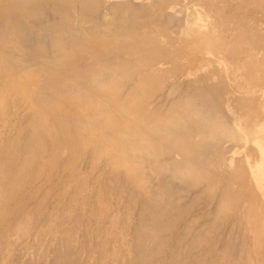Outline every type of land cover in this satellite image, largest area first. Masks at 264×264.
Returning <instances> with one entry per match:
<instances>
[{
    "label": "rangeland",
    "instance_id": "obj_1",
    "mask_svg": "<svg viewBox=\"0 0 264 264\" xmlns=\"http://www.w3.org/2000/svg\"><path fill=\"white\" fill-rule=\"evenodd\" d=\"M12 23L20 41L12 70L0 64V159L22 158L36 113L7 83L38 82L34 104L75 98L98 123L105 102L82 85L108 82L143 115L135 125L112 113L136 133L119 156L86 141L71 159L43 137L14 200L0 205V264H264V135L249 139L239 109L240 98L264 107V0H0V35ZM249 63L262 80L238 76ZM49 82L64 90L48 102ZM179 114L181 127L146 132ZM215 124L234 131L214 134ZM75 130L81 140L95 132ZM190 166L200 179L181 170ZM2 182L6 192L12 179Z\"/></svg>",
    "mask_w": 264,
    "mask_h": 264
},
{
    "label": "bare ground",
    "instance_id": "obj_2",
    "mask_svg": "<svg viewBox=\"0 0 264 264\" xmlns=\"http://www.w3.org/2000/svg\"><path fill=\"white\" fill-rule=\"evenodd\" d=\"M1 9H3V7ZM7 18H9V17L7 16ZM15 25H14V23H12L10 26H7L6 31H4L0 35V45L3 43H7V46L4 48V53H3L5 55H4V57L0 58V64H1V66H3L2 70L6 74H8L13 68V62L14 61L12 60V54H11L12 49L14 46H17L19 44V41H20L19 31L17 29V26H15ZM64 36H65V34H64ZM38 52L41 53L42 49H39ZM228 52L233 53L235 55H240L242 53L241 51H236L233 48H231ZM95 62L101 63L98 60V58L95 59ZM249 62H251V61H249ZM259 65H260V63H259ZM242 69H244L245 71H242L238 68V69H236V70H238L236 72H238V74H239L238 76H241V78L244 80H247L249 82H252V81L256 82V81H260L263 79V74H261L262 70H261V73L257 72L259 69L256 70L257 66H254V63H249L247 66H245V68H242ZM262 69H263V67H262ZM108 70H110V69L106 68V69H104V72L108 71ZM95 72H96L95 68H90L88 70L86 69V71L82 72V73H83V75L85 74L86 76H93V74ZM217 74L221 78L220 71L217 72ZM52 75L53 74L50 73V76H52ZM102 75L103 74H101L100 76H102ZM30 77H31V79H33L32 76H30ZM30 77H29V79H30ZM52 78H54V77H52ZM220 78H218V79L220 80ZM234 78H236V77H234ZM58 83H50L49 82L47 84L48 88L51 87V88H54L56 90V92L54 94H52V96H49V98H46L48 102L52 101V100L55 101L57 99V97H59L62 94V92L64 90V86H63V84H61L62 82L59 84ZM221 83L223 84L222 81H221ZM147 85L150 86V83ZM37 86H38V82L27 81V80H25L23 82L17 81V82L7 83L5 86V90H8L9 92L16 93L23 100H27V101L32 100L31 102L33 103V106L36 107V113L34 115L33 124H32L33 125L32 126L33 127V135L31 136L30 141L29 142L27 141L28 143L26 144V146H24L25 147V149H24L25 154H24V152H23V154H21L22 158L19 156L20 159L18 161V159H17L18 158V156H17L18 150H17L16 156L15 155L13 156V154H12V157H14L13 159H10L9 156H8L9 158H4L5 155L3 158L1 157L2 159H0V181H1V183H3V188H4V185L6 184V182H2V181L7 180L8 178L12 179V182L10 183L11 185H10V187H7L6 192L2 188L4 190L3 192L5 193L4 196L2 195L3 194L2 190L0 191V193L2 195V198H0V205H2V206L3 205L5 206V204L7 202L11 203L14 200V199L8 200V198L10 199L13 195H15L14 193H16L18 191L17 185H19L21 182L24 181L23 178L26 174L25 172L28 170L29 167L31 168L33 166L36 157L39 156L40 153L42 154V150H43V148H42L43 141L42 140H44L43 137L52 138L54 149L56 150V152H58V155L61 154V152L66 151L68 153V157L71 159L74 157H77L80 153H82V150H84V146H85L86 141H90L94 145V147L96 148V153L105 152L106 155L111 156L112 153L117 151V155H118V153L120 155V152H118V151L124 149L125 143L134 142L136 133L133 131H130L129 129L124 128L123 123L121 122V119H116L113 115L116 113H119V115H121L123 118L126 116V117H128L127 119L129 121L133 122L135 125L139 121L140 117L143 115L141 112V108L138 105H135L133 103H127V102L122 104L116 100V98H115L116 87L112 83H108V82L90 83L89 82V84L82 85V86L91 88V93L87 97L89 100L93 99L97 96H102L103 101L105 102L104 103L105 108L103 110V113H101L102 117L98 123H93L89 119L90 116H86L85 114H83L81 112L82 110H84L85 105L83 103H81L79 100H78L79 102L76 101L75 98H72L71 101H62V102L56 101L57 102L56 106L46 105L45 103H43L41 101H40L41 103L39 102L40 104H34L36 97L34 96L33 92L38 91V90H36ZM4 94H5L4 96L0 97V99H1L0 104L5 102V98L8 95V93H4ZM45 97H48V95H45ZM239 109H240L241 113L244 114L240 117L241 118L240 120L242 122V126L244 128V131L247 133L246 135L249 137V139L256 141L257 139H259L260 137H262L264 135V107L261 105L258 98H255V99L240 98ZM113 112H114V114L112 115ZM187 116H188V114L187 115L186 114H181V115L179 114V116L177 118L172 116L169 120H167V122L158 123L151 130H146V132L151 133L152 131H154L155 134H157V132H158V134H161L160 131H170L173 127H179V126L181 127V125L184 123V121L186 123ZM76 127L88 128V129H90V131L94 130L95 132L92 134L89 132L90 134L88 133V136H86V137H90V136L91 137L81 140L76 135H74V132L76 131L75 130ZM208 130L214 134H220L222 136H224L225 133H226V135H231V133H230L231 130L234 131L233 129L228 130L219 124L213 125ZM104 132H108L109 135L105 138H102V135H105V134H102ZM234 133L236 134L237 132H233L232 137L235 136ZM185 135H186V133H185ZM220 135H218V136H220ZM177 136H179V135H177ZM236 137L238 138L239 136H236ZM162 138H163V136H162ZM168 138H170V137H168ZM227 138L223 137L222 139H227ZM214 139H216V138L214 137ZM231 139H233V138H231ZM231 139L229 138V140H231ZM167 140H169V139H167ZM219 140H221V139H219ZM119 141H121V143H119ZM214 142H215V140H213V143ZM180 143L181 142H179V145H181ZM172 144H173V142H172ZM176 145H178V143H176ZM261 147H262V145H261ZM4 153H5V151H4ZM116 156H115V158L114 157L113 158L115 159L116 164H117V163H120V161H119V158H117ZM17 163H19L20 166H18ZM181 170L183 171L184 174L190 173L193 176L192 179H194V180L200 179L199 178L200 174L199 173L195 174L196 171L191 166L187 167V168H182ZM241 171H243V170H241ZM239 175H240V170L237 171L236 173H234V178H237ZM1 183H0V185H1ZM226 191H227L228 197L229 196L233 197L234 192L232 189L226 188ZM169 192H171V191L169 190ZM176 193H175V195H176ZM154 196H155V194H154ZM167 197H169V196H167ZM3 201H6V203L3 204ZM165 202H167V201H165ZM164 206H166V205H164ZM154 226H157V225H154ZM162 226H164V225H162ZM154 229H155V227H154ZM142 240H144V239H142ZM139 250H142V249H139ZM148 254H150V253H148ZM172 263L174 264L175 262H172Z\"/></svg>",
    "mask_w": 264,
    "mask_h": 264
}]
</instances>
